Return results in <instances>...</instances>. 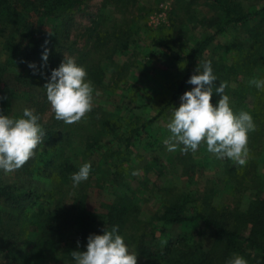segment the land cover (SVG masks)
Instances as JSON below:
<instances>
[{"label": "rangeland", "instance_id": "rangeland-1", "mask_svg": "<svg viewBox=\"0 0 264 264\" xmlns=\"http://www.w3.org/2000/svg\"><path fill=\"white\" fill-rule=\"evenodd\" d=\"M229 1L244 12L264 6V0ZM220 16L221 12L205 0H83L78 10L42 22L48 43L44 42L24 68L27 78H36L32 92L40 94L35 98L38 103L33 107L23 89L15 90L12 110L19 114L25 108L34 110L41 116L45 131L59 135L49 141L43 138L35 156L21 169L11 173L0 170L1 184L14 186L21 197L28 193L40 197L34 207L31 199L20 208L0 206V264L27 261L35 250L44 251L42 264H75L71 251L87 250V246L78 248L74 234V212L81 199L99 231L108 226L102 216L111 204L127 206L120 235L139 254L138 264H157L140 252V246L150 240L155 216L164 204L186 199L231 226L232 214L246 211L254 199L264 196V123L258 132L260 124L254 121L256 130L249 133L250 153L243 166L217 158L207 151L206 144L195 153L189 150L185 154L183 145L168 151L163 140L171 135L167 124L173 118L174 107L146 129L141 127L156 114L161 102L172 94L175 82L185 74V67L172 61L154 41L186 51L198 39L215 32ZM232 42L240 43L245 50L241 52L243 61H235L236 53L228 48ZM2 43L0 36V64L4 61ZM45 49L49 50L46 66ZM65 56L86 68L87 79L95 90L92 111L71 125L55 119L44 88ZM204 60L211 61L217 77L215 85L226 82L229 86L230 93L225 94L234 112L239 114L246 106L254 108V95L249 96L254 91L259 93L258 106L264 104V88L250 83L253 79L264 80V18L249 28H230L217 35ZM30 63L36 64L35 73ZM232 64L235 69L227 70ZM197 68L192 69L191 76L198 74ZM1 80L14 88L13 73H6ZM236 96L248 98L240 101ZM106 124L114 131L105 130ZM132 127L140 132L133 134L131 144L126 146ZM54 148L57 165L65 162L74 167L65 178L59 168L43 169L41 173L34 170L41 151ZM85 163L92 166L90 176L74 185L72 175ZM39 208L49 215L43 230L34 223ZM185 234L182 227L166 228L158 240ZM195 243L193 238L187 241L190 247ZM29 244L31 251L27 252ZM262 261L258 257L255 262Z\"/></svg>", "mask_w": 264, "mask_h": 264}, {"label": "trees", "instance_id": "trees-1", "mask_svg": "<svg viewBox=\"0 0 264 264\" xmlns=\"http://www.w3.org/2000/svg\"><path fill=\"white\" fill-rule=\"evenodd\" d=\"M205 1L221 12V16L215 24V32L198 39L186 51H177L169 44L161 43L159 40L154 41L157 46L166 50L172 61L185 67V74L180 81L175 82L172 94L161 102L156 114L141 124L144 129L147 128V125L157 122L171 107L179 106L181 96L188 91L190 86H193L187 83L191 78L192 69L197 67L199 62L205 61L206 52L217 35L230 28H249L256 21L264 18V6L257 10L244 12L229 0ZM82 4L83 0H0V36L3 39L2 51L4 53V61L0 64V78L6 73H13L15 83L14 89L7 87L2 80L0 81V111L3 114L11 118L22 117L23 114L15 113L12 110V98L16 94L15 90L19 89H23L28 94V101L36 108L38 102H35V98L40 95L32 92L33 82L36 78H27L25 74L28 72L25 73L24 68L25 64L37 55L46 41L47 33L42 27V22L49 18H56L63 13L74 12ZM229 47L236 53L235 61H243L241 52L245 50L241 44L232 42ZM230 68L235 69V66L232 64V66L226 67L227 70ZM219 84L220 82L216 87ZM229 89L228 86L225 92L230 93ZM258 94L256 91L249 94V96L254 95L255 106L253 109L249 106L246 107L251 111L254 121L258 120L261 128L257 131L261 132L264 123V119L261 117L264 115V104L258 106ZM236 97L240 98V101H245V98H248V96ZM218 100L219 97L214 93L212 103L216 104ZM248 108H245L246 112H248ZM112 123L115 128L116 123ZM106 129L114 131L112 127H108V124L105 125ZM138 132H140L138 127L130 129L131 137L127 138L126 146L131 144L132 135ZM45 133V141H49L53 137L55 139L59 135L58 132L53 131H45ZM54 150L55 148L42 150L34 170L41 173L43 169L59 168L65 178L69 172L74 170V167L66 165L65 162L63 165H57ZM55 165L56 167H54ZM225 165L228 166V163ZM39 198L29 193L21 197L14 186L0 183V206L9 204L12 207L20 208L25 200L31 199L30 204L34 207ZM127 209L123 203H114L109 206L107 214L102 216L106 219L109 230L113 226H118L119 234L121 233ZM47 217H49L48 213L42 208L35 212L34 223L37 228L43 230L46 227L44 221ZM230 221L231 226H229V222L223 223L213 214H208L201 208L191 205L186 199L178 198L164 204L162 212L155 216L154 225L149 232L151 238L146 244H141L140 252L157 264H227L234 255L243 256L248 264H257L256 258L262 257V264H264V196L254 199L246 211H237L235 215L232 214ZM74 225V234L81 248L87 246L90 235L103 234V230L99 231L96 228L95 219L83 199L75 207ZM174 227H182L186 234L180 235V238H165L159 242V235L162 236L166 228ZM187 232L191 233L190 239L193 238L197 242L194 247L187 244V241L190 240ZM156 233H159L158 236ZM28 251H31V244L28 245ZM44 258V251L35 250L27 256L29 263L23 259L16 264H42Z\"/></svg>", "mask_w": 264, "mask_h": 264}, {"label": "clouds", "instance_id": "clouds-1", "mask_svg": "<svg viewBox=\"0 0 264 264\" xmlns=\"http://www.w3.org/2000/svg\"><path fill=\"white\" fill-rule=\"evenodd\" d=\"M48 56L49 50L45 49V66ZM29 67L34 73L37 71L35 63H30ZM197 72L187 81L194 87L181 96L180 106L175 108L173 118L167 124L171 135L163 140L164 145L170 152L183 145L182 151L186 154L189 150L195 153L206 144L207 151L217 158H228L245 165L250 153L249 133L256 130L252 115L245 111L234 112L230 97L225 94L227 83L215 85L217 77L210 60L199 62ZM87 77L86 68L68 56L52 71L44 88L55 119L71 125L92 111L95 90ZM250 83L258 89L264 88V80L253 79ZM214 93L219 97L216 104L212 103ZM95 95L99 93L95 92ZM40 120L41 116L29 108L23 110L21 118H11L0 111V170L14 172L35 156L46 134ZM91 167L90 163H85L72 175L74 185L89 178ZM71 256L75 264H138L139 254L126 244L118 226H113L110 230L106 227L102 235H90L87 250H73ZM227 264H248V261L234 255Z\"/></svg>", "mask_w": 264, "mask_h": 264}]
</instances>
